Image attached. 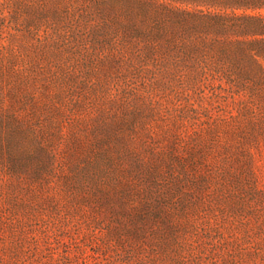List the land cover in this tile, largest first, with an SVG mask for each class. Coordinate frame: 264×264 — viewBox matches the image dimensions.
<instances>
[{
    "label": "rangeland",
    "instance_id": "1",
    "mask_svg": "<svg viewBox=\"0 0 264 264\" xmlns=\"http://www.w3.org/2000/svg\"><path fill=\"white\" fill-rule=\"evenodd\" d=\"M0 264H264V0H0Z\"/></svg>",
    "mask_w": 264,
    "mask_h": 264
}]
</instances>
